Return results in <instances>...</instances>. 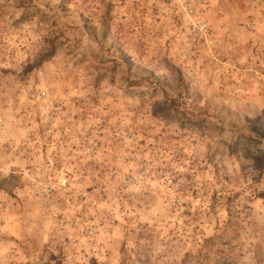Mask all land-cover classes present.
<instances>
[{
    "label": "rangeland",
    "instance_id": "rangeland-1",
    "mask_svg": "<svg viewBox=\"0 0 264 264\" xmlns=\"http://www.w3.org/2000/svg\"><path fill=\"white\" fill-rule=\"evenodd\" d=\"M0 264H264V0H0Z\"/></svg>",
    "mask_w": 264,
    "mask_h": 264
},
{
    "label": "trees",
    "instance_id": "trees-1",
    "mask_svg": "<svg viewBox=\"0 0 264 264\" xmlns=\"http://www.w3.org/2000/svg\"><path fill=\"white\" fill-rule=\"evenodd\" d=\"M52 52L53 50L47 53L41 60L43 61L46 58L50 57ZM39 63H41V61H39ZM181 97L182 96L180 95L179 98ZM179 98L177 100H173V99H165L163 101L154 100L153 112L159 114L170 113V117L172 119L178 120L179 122H181L182 125L192 126L194 128H197L199 132L204 136L217 137L221 135V133L223 132V128L221 126H219L214 122H211L205 117L200 118L196 114L189 112L185 99L180 100ZM223 234L224 231L222 230L220 233H218V237H223ZM214 238L203 240V245L206 251L212 250L211 247L215 241ZM219 255H226V253H224L223 250H218V257ZM230 255L231 254H228V257H231Z\"/></svg>",
    "mask_w": 264,
    "mask_h": 264
}]
</instances>
